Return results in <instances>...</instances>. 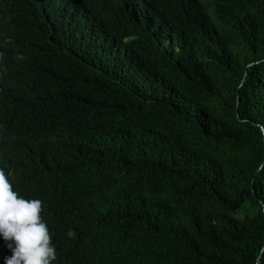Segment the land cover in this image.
<instances>
[{"label":"trees","instance_id":"trees-1","mask_svg":"<svg viewBox=\"0 0 264 264\" xmlns=\"http://www.w3.org/2000/svg\"><path fill=\"white\" fill-rule=\"evenodd\" d=\"M0 168L53 264H264V0H0Z\"/></svg>","mask_w":264,"mask_h":264},{"label":"clouds","instance_id":"clouds-1","mask_svg":"<svg viewBox=\"0 0 264 264\" xmlns=\"http://www.w3.org/2000/svg\"><path fill=\"white\" fill-rule=\"evenodd\" d=\"M41 212L42 201L20 196L0 168V239L11 252L4 264H53L57 259L53 237ZM73 235L68 233L69 237Z\"/></svg>","mask_w":264,"mask_h":264}]
</instances>
